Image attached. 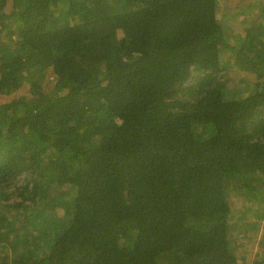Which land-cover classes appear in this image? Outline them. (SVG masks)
<instances>
[{
  "label": "trees",
  "instance_id": "16d2710c",
  "mask_svg": "<svg viewBox=\"0 0 264 264\" xmlns=\"http://www.w3.org/2000/svg\"><path fill=\"white\" fill-rule=\"evenodd\" d=\"M261 1L0 0V264H264Z\"/></svg>",
  "mask_w": 264,
  "mask_h": 264
},
{
  "label": "rangeland",
  "instance_id": "374dc122",
  "mask_svg": "<svg viewBox=\"0 0 264 264\" xmlns=\"http://www.w3.org/2000/svg\"><path fill=\"white\" fill-rule=\"evenodd\" d=\"M219 3L221 11L219 12V17L226 25V30L228 31L229 38H234L240 31L239 21L244 20L245 24H249L250 21H262L259 6L261 5V0H220ZM10 10V3L7 4L5 8V13ZM223 64L227 65L228 71L232 78V83L248 82L247 91L251 85H253L256 77L253 74L238 71L231 64L230 60H226L225 57L222 59ZM54 75L48 74L47 80H51L54 83ZM264 81V79H263ZM22 93L20 90L14 92V94L19 95ZM2 96V95H1ZM258 238V237H257ZM256 238V239H257Z\"/></svg>",
  "mask_w": 264,
  "mask_h": 264
}]
</instances>
